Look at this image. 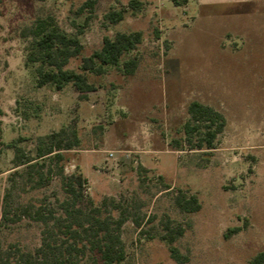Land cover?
I'll list each match as a JSON object with an SVG mask.
<instances>
[{
    "label": "rangeland",
    "instance_id": "rangeland-1",
    "mask_svg": "<svg viewBox=\"0 0 264 264\" xmlns=\"http://www.w3.org/2000/svg\"><path fill=\"white\" fill-rule=\"evenodd\" d=\"M88 1L0 0V264H61L71 245L82 264H102V226L124 243L117 264H250L264 252V0ZM122 9L121 22L106 20ZM40 23L79 35L83 51L67 66L77 72L105 37L140 31L143 41L118 66L85 73L95 91L57 90L28 60ZM192 101L227 120L214 149L186 138ZM62 128L79 139L63 161L32 179L15 168L9 144L35 157ZM61 167L86 180L68 211ZM183 195L201 209L183 211Z\"/></svg>",
    "mask_w": 264,
    "mask_h": 264
},
{
    "label": "trees",
    "instance_id": "trees-1",
    "mask_svg": "<svg viewBox=\"0 0 264 264\" xmlns=\"http://www.w3.org/2000/svg\"><path fill=\"white\" fill-rule=\"evenodd\" d=\"M177 2L178 0H174ZM94 0L86 2L84 7L92 6ZM131 7H136L137 2L132 0ZM125 9L113 10L105 15L108 22L117 24L124 19ZM82 32H80L81 34ZM35 40L32 52L29 55V61L39 63L37 68L39 85L53 84L57 90H63L69 83H72L81 93H89L96 90V87L88 80L86 72L103 74L107 66H118L122 57L135 50L143 41V34L140 31L131 33H118L114 39L105 37L103 46L95 51L90 57L83 59L81 69L83 72L68 69L70 61L77 58L83 51V44L79 35H71L57 26H47L40 23L34 31ZM136 59H129L124 62L126 73L133 74L137 68ZM190 115L189 120L184 125V132L189 141L197 139L194 147L199 149H214L218 136L224 131L227 125L225 117L208 105L199 101H192L188 106ZM1 113V109H0ZM18 140L12 142L7 147L15 150L14 164L15 168L24 167L28 179L39 172L38 167L50 164H58L65 159V151L78 146L79 139L77 132L62 128L58 132H53L40 138V144L37 146L36 156L27 154L18 146ZM45 159H48L45 160ZM42 161V162H39ZM51 171V170H50ZM39 185H44L49 181H43L40 172ZM63 186L69 198L64 202L66 211L69 207L76 208L84 196V185L86 180L81 173L65 175L64 167H61ZM178 206L186 212H197L201 209V204L196 195L177 198ZM40 214V213H39ZM40 219L43 217L40 215ZM100 222V221H99ZM123 221L118 223V229ZM47 225V223H46ZM70 228V227H68ZM67 228L66 233L70 232ZM105 234L98 240L97 249L100 252L102 264H117L125 257L124 243L119 234H114L108 227L102 226ZM238 228L235 229L237 231ZM100 232L97 233L99 235ZM174 230L168 234V242L171 245L170 251L174 258H177L176 247L173 246L176 236ZM48 248L54 249L52 244H46ZM73 251L82 252L75 246H69L65 253L61 251L57 261L61 264H82L81 259L72 255ZM36 261V260H35ZM32 256L22 258L19 264H35ZM250 264H264V252L258 253Z\"/></svg>",
    "mask_w": 264,
    "mask_h": 264
}]
</instances>
